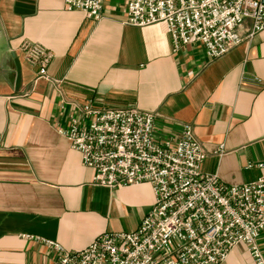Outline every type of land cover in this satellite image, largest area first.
<instances>
[{"label":"crops","instance_id":"crops-1","mask_svg":"<svg viewBox=\"0 0 264 264\" xmlns=\"http://www.w3.org/2000/svg\"><path fill=\"white\" fill-rule=\"evenodd\" d=\"M126 2L105 0L94 20L65 0H0V264H53L55 251L23 236L82 250L101 234L136 230L154 203L146 183H92L93 170L58 133L69 102L157 113L160 140L190 124L205 173L228 186L264 177V30L247 38L251 21H243L244 41L218 59L201 43L173 52L163 24L124 23ZM24 40L54 54L52 81L34 83L19 51ZM258 245L264 255V233ZM220 264L255 263L240 244Z\"/></svg>","mask_w":264,"mask_h":264},{"label":"built area","instance_id":"built-area-1","mask_svg":"<svg viewBox=\"0 0 264 264\" xmlns=\"http://www.w3.org/2000/svg\"><path fill=\"white\" fill-rule=\"evenodd\" d=\"M104 2L65 0V6L100 20ZM245 20L251 21L247 38L264 30V0H127L124 23L163 24L173 52L201 43L211 59H218L244 41L237 29ZM19 51L35 68L34 83L52 81L50 50L24 40ZM68 105V124L58 133L93 170L92 183L109 189L146 183L154 203L136 230L101 234L82 250L23 236L55 251L53 264H220L240 244L247 246L255 264H264L258 245L264 233V177L228 186L217 174L205 173L206 153L190 124L182 123L178 135L160 140L155 135L157 113L91 102Z\"/></svg>","mask_w":264,"mask_h":264},{"label":"water","instance_id":"water-1","mask_svg":"<svg viewBox=\"0 0 264 264\" xmlns=\"http://www.w3.org/2000/svg\"><path fill=\"white\" fill-rule=\"evenodd\" d=\"M16 66H17V76H16L15 90L18 91L21 85V71L18 61H16Z\"/></svg>","mask_w":264,"mask_h":264}]
</instances>
